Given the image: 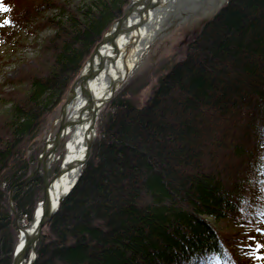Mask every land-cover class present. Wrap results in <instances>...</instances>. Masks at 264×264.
I'll return each instance as SVG.
<instances>
[{
    "label": "trees",
    "instance_id": "16d2710c",
    "mask_svg": "<svg viewBox=\"0 0 264 264\" xmlns=\"http://www.w3.org/2000/svg\"><path fill=\"white\" fill-rule=\"evenodd\" d=\"M128 1L0 0L6 25L53 30L14 80L25 90L4 96L0 113V264L11 263L19 236L10 190L19 218L30 220L43 172L20 181L36 166V139ZM120 92L101 111L80 178L44 225L34 264H256L264 233V0H228L145 104ZM223 220L237 233L219 229ZM241 232L252 249L247 241L239 249Z\"/></svg>",
    "mask_w": 264,
    "mask_h": 264
},
{
    "label": "water",
    "instance_id": "95a60500",
    "mask_svg": "<svg viewBox=\"0 0 264 264\" xmlns=\"http://www.w3.org/2000/svg\"><path fill=\"white\" fill-rule=\"evenodd\" d=\"M227 2L228 0L128 1L122 15L110 24L87 57L60 107L59 115L53 121L44 146L38 154L35 168L20 181L25 182L31 179L40 170L43 172V199L39 202L40 207L37 206L34 212L33 221L26 228L21 226L12 198L13 188L10 190L9 205L19 231V239L11 264H23L26 260V264H34L36 261L37 244L43 226L55 214L71 190L58 197L55 182L63 177L65 172L78 168L80 171L73 187L76 184L97 136V121L100 113L132 71L129 59L135 57L144 46H149L153 41L151 38L154 39L161 31L166 18L168 21L174 14H187V9L199 15L210 14L211 18ZM103 74L108 76V85L105 91L100 92L97 91L96 80ZM75 108H77L76 111ZM57 123L58 128L52 134ZM79 125L86 142L84 154H80L76 162L66 161V155H64L57 172L50 177L49 171L56 159L58 146L71 128ZM56 198L57 202H55ZM28 252L30 253L27 259Z\"/></svg>",
    "mask_w": 264,
    "mask_h": 264
},
{
    "label": "rangeland",
    "instance_id": "374dc122",
    "mask_svg": "<svg viewBox=\"0 0 264 264\" xmlns=\"http://www.w3.org/2000/svg\"><path fill=\"white\" fill-rule=\"evenodd\" d=\"M75 1L79 2L80 0ZM2 9L3 7L0 6V26L4 27V29L0 28V113L6 111L8 107L5 102L6 97L4 96H7L9 92L17 91L20 94L21 91L25 90L24 84L15 82L14 80L27 64L34 63L36 56L41 52L44 40L53 32L50 27L42 30H33L32 26L26 24H20L16 27L4 26L2 25L4 24L3 18L7 15L5 16L6 12ZM187 11V14H174L170 16L168 21L166 20L167 18L164 20L166 23L163 22V30L161 28V31L157 33L144 51L137 65L134 66L128 77L119 87L121 91L120 95L124 93L131 97L138 105L145 104L150 99L159 77L166 71L171 62L179 60L184 56L187 43L200 30L206 19L210 18V14L199 15L195 11L188 9ZM48 13L51 14L52 12L48 11ZM59 110L60 108L47 117L40 137L36 139V143L39 142L42 148L54 119L59 115ZM57 128L58 123L54 126L52 134L56 132ZM66 139L67 137L57 148L59 156H56L51 166L49 171L50 177L57 172L61 164L65 152ZM56 166H58L57 169H55ZM28 225L29 221L21 222V226L25 228ZM217 227L236 233L238 231L235 224L227 220L218 222ZM242 233L237 236L240 238L243 235ZM261 234L258 235V241L264 245V233ZM18 239L19 236L16 239V243ZM251 239L252 237L246 240L241 237L239 240H236L237 244L241 243L239 249L247 248L244 246L245 241L248 242L249 247L252 249V245L256 243ZM261 249L264 254V247H261ZM263 254L261 255L262 257H257L256 264H264Z\"/></svg>",
    "mask_w": 264,
    "mask_h": 264
},
{
    "label": "bare ground",
    "instance_id": "6f19581e",
    "mask_svg": "<svg viewBox=\"0 0 264 264\" xmlns=\"http://www.w3.org/2000/svg\"><path fill=\"white\" fill-rule=\"evenodd\" d=\"M156 35V34H155ZM153 40V38H151ZM148 42H150L148 40ZM147 46H144L141 51L135 56V57H131L129 59V64L131 66V68L133 69L134 66L137 65L138 61L141 59L142 55L144 54V51L146 50ZM121 67L123 68V66L121 65ZM108 85V76H106L105 74H103L102 76H100L97 80H96V88H97V91H105L106 87ZM71 88V87H70ZM68 93V92H67ZM67 95V94H66ZM66 98V97H65ZM65 101V99H64ZM64 101L62 102V104L64 103ZM61 104V106H62ZM60 106V107H61ZM78 108V107H77ZM77 108H75L74 110L76 111ZM60 111V110H59ZM67 139H66V146H65V152H64V155H66V161H69V162H76L77 158H79V155L80 154H84V150H85V145H86V142L84 140V137H83V132H82V128L81 126H77L76 128L75 127H72L70 132L67 134ZM65 137V138H66ZM65 140V139H64ZM63 140V141H64ZM46 141V140H45ZM95 141V140H94ZM92 150V149H91ZM67 152V154H65ZM91 154V153H90ZM63 155V156H64ZM59 156V155H58ZM90 157V156H89ZM89 159V158H88ZM88 161V160H87ZM86 161V163H87ZM85 163V164H86ZM85 164L83 165V167L85 166ZM83 167H82V170H83ZM51 169V168H50ZM82 170H81V173H82ZM79 171L80 169L76 168V169H73V170H70L68 172H65L64 173V176L61 177V178H58L56 180V185H55V189L57 190V195L58 197L61 196L62 193H65L67 191H69V189H72L73 188V183L74 181L76 180L78 174H79ZM81 176V175H80ZM80 178V177H79ZM78 178V179H79ZM78 181V180H77ZM57 197V198H58ZM57 198L55 200V202H57ZM43 199V198H42ZM40 207V203H38V205ZM18 214V213H17ZM34 216V215H33ZM19 217V216H18ZM20 223L22 221H29V224L31 223V221H33V217L28 220L27 217H24L22 219H20ZM16 223V222H15ZM23 227V226H22ZM44 227V226H43ZM43 231V230H42ZM29 253L27 254V259L29 257ZM14 256V255H13ZM13 260V258H12ZM12 262V261H11ZM27 260L23 263V264H26ZM11 264V263H10Z\"/></svg>",
    "mask_w": 264,
    "mask_h": 264
},
{
    "label": "snow or ice",
    "instance_id": "6c2138e0",
    "mask_svg": "<svg viewBox=\"0 0 264 264\" xmlns=\"http://www.w3.org/2000/svg\"><path fill=\"white\" fill-rule=\"evenodd\" d=\"M3 23L6 25V24L10 23V21L5 20ZM262 215H264V213H262ZM260 247H264V245H258V248H260ZM225 264H227V262H225Z\"/></svg>",
    "mask_w": 264,
    "mask_h": 264
}]
</instances>
